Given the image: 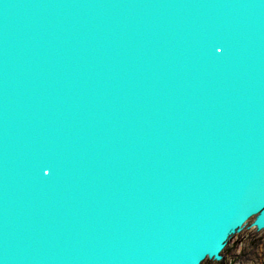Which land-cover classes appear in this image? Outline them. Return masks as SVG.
I'll use <instances>...</instances> for the list:
<instances>
[{
	"label": "water",
	"instance_id": "obj_1",
	"mask_svg": "<svg viewBox=\"0 0 264 264\" xmlns=\"http://www.w3.org/2000/svg\"><path fill=\"white\" fill-rule=\"evenodd\" d=\"M248 221L264 0H0V264H200Z\"/></svg>",
	"mask_w": 264,
	"mask_h": 264
},
{
	"label": "rangeland",
	"instance_id": "obj_2",
	"mask_svg": "<svg viewBox=\"0 0 264 264\" xmlns=\"http://www.w3.org/2000/svg\"><path fill=\"white\" fill-rule=\"evenodd\" d=\"M201 264H264V229L246 226L228 241L220 259Z\"/></svg>",
	"mask_w": 264,
	"mask_h": 264
},
{
	"label": "bare ground",
	"instance_id": "obj_3",
	"mask_svg": "<svg viewBox=\"0 0 264 264\" xmlns=\"http://www.w3.org/2000/svg\"><path fill=\"white\" fill-rule=\"evenodd\" d=\"M250 221V220H249ZM247 222V224H245V226L243 227V228H245L246 226L248 227H251V228H253V229H256V227L255 226H253V225H248L250 222ZM256 230H258V229H256ZM238 233V232H237ZM205 259H213V258H208V257H206V258H204L202 261H201V263L205 260ZM200 263V264H201Z\"/></svg>",
	"mask_w": 264,
	"mask_h": 264
}]
</instances>
